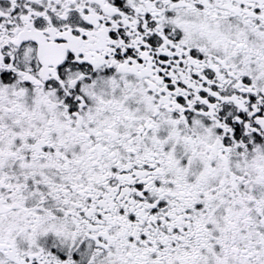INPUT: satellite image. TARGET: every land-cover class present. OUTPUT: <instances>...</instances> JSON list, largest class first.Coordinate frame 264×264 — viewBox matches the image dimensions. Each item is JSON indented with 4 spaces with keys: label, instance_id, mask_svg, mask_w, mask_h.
Listing matches in <instances>:
<instances>
[{
    "label": "snow or ice",
    "instance_id": "obj_1",
    "mask_svg": "<svg viewBox=\"0 0 264 264\" xmlns=\"http://www.w3.org/2000/svg\"><path fill=\"white\" fill-rule=\"evenodd\" d=\"M0 264H264V0H0Z\"/></svg>",
    "mask_w": 264,
    "mask_h": 264
}]
</instances>
